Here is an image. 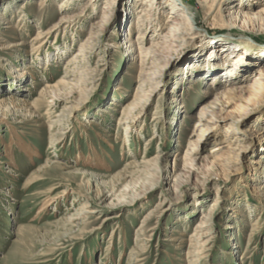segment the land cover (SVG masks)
<instances>
[{
	"label": "rangeland",
	"instance_id": "1",
	"mask_svg": "<svg viewBox=\"0 0 264 264\" xmlns=\"http://www.w3.org/2000/svg\"><path fill=\"white\" fill-rule=\"evenodd\" d=\"M178 1L191 24L167 0L151 25L141 0H0V264H264V21L227 27L247 0ZM13 131L33 162L6 156Z\"/></svg>",
	"mask_w": 264,
	"mask_h": 264
},
{
	"label": "bare ground",
	"instance_id": "2",
	"mask_svg": "<svg viewBox=\"0 0 264 264\" xmlns=\"http://www.w3.org/2000/svg\"><path fill=\"white\" fill-rule=\"evenodd\" d=\"M167 1H168V9L170 10L169 12H170V14L173 17H179L180 18V17L185 16L186 19H187V22L189 24H191L192 18H191V15H189L188 8L185 5L180 4L178 0H167ZM247 1L248 2H251V5H249V6H245L244 5V6H242V9L235 10L234 12H232V14L234 16H237V17L228 20V24H229L227 26L228 28H236V27H239V26H243L244 23H246L247 21H251V22L264 21V0H258V1H250V0H247ZM141 2L144 5V9H143V11L140 14V15H142V18H141L142 19V22L145 21V22H148V24L150 23V25H151V24H153L152 23L153 20H155V19L157 20V17L155 16V10H153V8H156L155 7L156 6V0H141ZM70 17H72V16H70ZM0 18L2 20L5 19L4 17H2L1 14H0ZM64 18H66V17H64ZM169 22H171L173 24V21L170 20ZM5 25H7L8 29H12L11 26H10L11 24L6 23ZM147 29H148V27L147 28H144L143 27V24H139L138 25V31H137L138 33L137 34L139 36L136 37L137 40H138L136 42V45H135L136 48H135V46L132 45V43H133L132 40L127 39V43H129V45H130V47H128V49H129L128 50L129 51L128 53L130 55V58L132 60H135L136 58H139V59H141V63H144L145 61H147L148 57L149 58L150 57H153L155 55V53H156L155 52V50H156V47L155 46L156 45H151V43H150L149 44L150 46H146V44H145L150 39V38H147V36H148L147 34L149 33L147 31ZM152 29L150 28V32L152 31ZM168 30L172 31V28H169ZM170 35L171 34L169 33V31H166L163 34H161L160 39L161 40H166L168 37H170ZM21 44L22 43H19L18 45L21 46ZM131 46H133V47H131ZM82 47H83V45L81 44L79 46V48L77 49L78 50L77 51V54H79L81 52ZM11 72H12L11 73L12 76L14 75V78H17V79H19V77L21 78L23 76V74L25 75V72L23 70L21 71V70L15 68V67L12 68V71ZM69 79H70L69 74L66 75V76H64V79H63V83L62 84H67V82H68ZM233 85L234 84H224V86L222 88H217V89L216 88H213L210 91V93H209V95L211 96L210 97V100L209 101H206V102H208L206 105L199 106V111H198L197 115H195V116H197L196 117V125H195V127H198L199 125L202 126L204 124V122H205L204 121L205 120L204 119L205 118V115L209 111H212V112L213 111H217V110L222 109L225 106L226 102L224 100L231 99L233 92H235V87ZM141 86H142V83L139 84V89H141L140 88ZM54 100H56V99H54ZM0 101H1V98H0ZM56 101H58V100H56ZM134 105H135V103H132L130 105H127V107H125L122 110V112H123L122 114H125L126 112H128ZM227 105H228V103H227ZM1 106H2V104H0V109H2ZM5 109L6 108H4V110ZM198 129H200V131H199V134H200L202 130L199 127H198ZM4 145H5V149H6L5 150L6 156H9V157H11V155H12V152L11 151L13 150V148L20 149V152L23 153L25 155V157H27V160L29 162H33L34 161V158L37 157V156H39V154L35 151V149L33 147H31V145H29L28 143H26L25 140H23L14 131L12 133V136H10V140L7 141V143L4 142ZM87 159L90 162V166H93V165L100 166V165H103L104 164L103 158L99 155L98 152H95V154L91 155L90 158L87 157ZM56 164L57 163H55V165ZM80 174H84V175H88V176L93 175V174H91L89 172H80ZM97 178H98V176H97ZM112 196L113 195H110L111 198H112ZM88 210H89L88 208H84V209H79L76 212L73 211L70 216L68 215L66 217V219H68L69 221H71L70 224H72V222H73L74 219L77 218V219H80L81 220L82 218H84V216L88 214Z\"/></svg>",
	"mask_w": 264,
	"mask_h": 264
}]
</instances>
